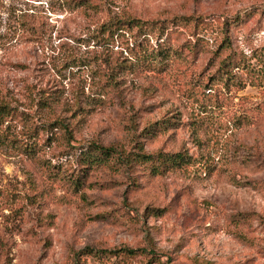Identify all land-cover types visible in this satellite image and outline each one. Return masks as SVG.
I'll list each match as a JSON object with an SVG mask.
<instances>
[{
    "label": "rangeland",
    "instance_id": "374dc122",
    "mask_svg": "<svg viewBox=\"0 0 264 264\" xmlns=\"http://www.w3.org/2000/svg\"><path fill=\"white\" fill-rule=\"evenodd\" d=\"M2 107L0 264H264V0H0Z\"/></svg>",
    "mask_w": 264,
    "mask_h": 264
},
{
    "label": "trees",
    "instance_id": "16d2710c",
    "mask_svg": "<svg viewBox=\"0 0 264 264\" xmlns=\"http://www.w3.org/2000/svg\"><path fill=\"white\" fill-rule=\"evenodd\" d=\"M130 23V22H129ZM6 114V110L2 107L0 108V116H3ZM81 157L85 163L88 165L90 164H96V165H103L107 161H109L111 158L116 156V152L112 150L111 148H106L98 145H89L86 147V152L82 150ZM118 157V156H117ZM140 161L142 163H155L157 162L158 164H165L168 163L170 166H178L180 164L186 163V158L185 156L181 154H176V155H162L158 154L157 156H138ZM119 163H124L123 160L121 161L120 158L117 159ZM126 163V161H125ZM124 163V164H125ZM126 165V164H125ZM153 171L157 170V167L152 168ZM84 251L87 255H91L95 259H105L104 257H109V260L111 259L112 256H116L120 258V261H125L126 259H132L138 256H142L144 254H139V253H144L143 250H138V249H129L124 246H120L118 249H114L113 251H107V250H91V249H86L78 252L75 255L76 261H78L79 256L81 254H84ZM146 264H163L156 259V256L154 254H150V258Z\"/></svg>",
    "mask_w": 264,
    "mask_h": 264
}]
</instances>
